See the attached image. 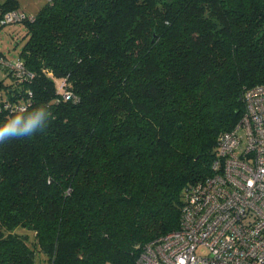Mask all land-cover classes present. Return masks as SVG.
Wrapping results in <instances>:
<instances>
[{"label":"trees","instance_id":"trees-1","mask_svg":"<svg viewBox=\"0 0 264 264\" xmlns=\"http://www.w3.org/2000/svg\"><path fill=\"white\" fill-rule=\"evenodd\" d=\"M18 8L1 1L0 17ZM27 15L17 56L0 52L24 70L0 64V124L49 116L0 143V264H136L179 227L243 91L264 83V0H46Z\"/></svg>","mask_w":264,"mask_h":264},{"label":"built area","instance_id":"built-area-1","mask_svg":"<svg viewBox=\"0 0 264 264\" xmlns=\"http://www.w3.org/2000/svg\"><path fill=\"white\" fill-rule=\"evenodd\" d=\"M26 18L14 9L0 24ZM0 64L24 73L18 59ZM243 100L242 118L218 138L211 174L188 187L179 227L146 243L136 264H264V83L246 88Z\"/></svg>","mask_w":264,"mask_h":264},{"label":"clouds","instance_id":"clouds-1","mask_svg":"<svg viewBox=\"0 0 264 264\" xmlns=\"http://www.w3.org/2000/svg\"><path fill=\"white\" fill-rule=\"evenodd\" d=\"M21 108L12 118L0 124V143L12 139L31 138L38 132H43L48 123L46 117L49 113L44 108H39L31 113L24 114Z\"/></svg>","mask_w":264,"mask_h":264},{"label":"rangeland","instance_id":"rangeland-1","mask_svg":"<svg viewBox=\"0 0 264 264\" xmlns=\"http://www.w3.org/2000/svg\"><path fill=\"white\" fill-rule=\"evenodd\" d=\"M4 1V0H0ZM23 10L35 14V12L46 3V0H18ZM25 28L22 23H11L0 26V52L8 58H15L23 45ZM0 79L7 80L4 70L0 67ZM197 253L204 255L206 251L197 249Z\"/></svg>","mask_w":264,"mask_h":264},{"label":"crops","instance_id":"crops-1","mask_svg":"<svg viewBox=\"0 0 264 264\" xmlns=\"http://www.w3.org/2000/svg\"><path fill=\"white\" fill-rule=\"evenodd\" d=\"M18 1V0H17ZM18 3H19V8L18 9H20V10H22V11H24L25 13H28V14H31V15H34L33 13H31V12H27V11H25V10H23V8L20 6V2L18 1ZM6 74V73H5ZM1 80V79H0ZM4 82H7L6 80H4Z\"/></svg>","mask_w":264,"mask_h":264}]
</instances>
